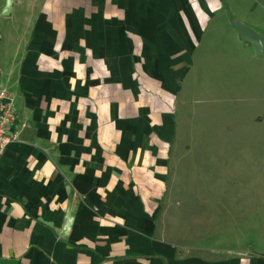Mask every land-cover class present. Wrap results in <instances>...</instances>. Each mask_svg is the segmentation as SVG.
<instances>
[{"label": "crops", "instance_id": "obj_1", "mask_svg": "<svg viewBox=\"0 0 264 264\" xmlns=\"http://www.w3.org/2000/svg\"><path fill=\"white\" fill-rule=\"evenodd\" d=\"M10 17L0 264H264L257 181L228 233L226 212L201 231L166 190L197 68L223 56L227 32L264 64L236 30L264 35V0H14Z\"/></svg>", "mask_w": 264, "mask_h": 264}, {"label": "rangeland", "instance_id": "obj_2", "mask_svg": "<svg viewBox=\"0 0 264 264\" xmlns=\"http://www.w3.org/2000/svg\"><path fill=\"white\" fill-rule=\"evenodd\" d=\"M2 13L1 37L11 19ZM232 34L227 32L219 51L223 56L195 71L188 102L187 97L179 101L177 132L168 151L172 160L168 200L180 203L184 213L187 206L193 209L191 223L201 231L207 219L224 221L225 212L227 233L234 229L241 217L236 215L241 186L250 189L257 181L259 206L264 208V76L256 74L264 64L250 50L233 46ZM2 52L1 41V68Z\"/></svg>", "mask_w": 264, "mask_h": 264}, {"label": "built area", "instance_id": "obj_3", "mask_svg": "<svg viewBox=\"0 0 264 264\" xmlns=\"http://www.w3.org/2000/svg\"><path fill=\"white\" fill-rule=\"evenodd\" d=\"M16 119L14 97L6 89L0 88V160L8 146L16 140V136L10 134Z\"/></svg>", "mask_w": 264, "mask_h": 264}, {"label": "water", "instance_id": "obj_4", "mask_svg": "<svg viewBox=\"0 0 264 264\" xmlns=\"http://www.w3.org/2000/svg\"><path fill=\"white\" fill-rule=\"evenodd\" d=\"M14 0H7L6 6L3 10V17H10L13 10ZM236 30L239 34V39L251 45L256 55L264 56V35L257 33L252 28L243 25L240 22L236 24Z\"/></svg>", "mask_w": 264, "mask_h": 264}]
</instances>
